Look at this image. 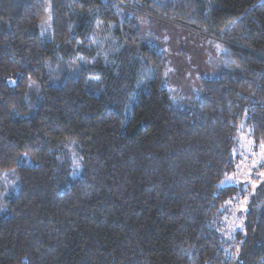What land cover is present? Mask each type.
I'll list each match as a JSON object with an SVG mask.
<instances>
[{
	"label": "trees",
	"instance_id": "trees-1",
	"mask_svg": "<svg viewBox=\"0 0 264 264\" xmlns=\"http://www.w3.org/2000/svg\"><path fill=\"white\" fill-rule=\"evenodd\" d=\"M190 2L205 15L176 0H0V195L4 173L17 183L0 264H264V183L243 229L221 235L239 126L264 142V0ZM143 17L225 47L198 98L171 102ZM99 27L110 56L89 40Z\"/></svg>",
	"mask_w": 264,
	"mask_h": 264
},
{
	"label": "rangeland",
	"instance_id": "rangeland-1",
	"mask_svg": "<svg viewBox=\"0 0 264 264\" xmlns=\"http://www.w3.org/2000/svg\"><path fill=\"white\" fill-rule=\"evenodd\" d=\"M176 2L178 9L175 13L180 12L184 17H187L188 13H194L196 16H204L206 13L204 8H197L190 0H176ZM120 3L125 6L129 5L124 1H120ZM128 17L129 19L133 18L132 15ZM136 26L139 37L150 47L156 49L165 60L162 82L173 104L179 106L181 103L191 102L198 98L201 93L200 79H211L217 76L221 70L224 46L198 38L190 32L186 33L177 25L163 21L158 17L157 19L143 17L138 20ZM99 28V31L89 40L93 45L98 46L101 52L106 51L110 56L113 54L111 46L115 41L111 39L109 31L102 27ZM43 29L47 30L45 27ZM84 61L77 59L74 65ZM248 134L249 130L245 128L244 124L239 126L232 152V156L235 158L234 171L221 183L223 186L234 187L236 192L222 207L224 216L221 235L228 243L233 241L235 232L243 229L244 213L248 202L257 199L255 190L260 189L264 183V142L255 146ZM66 147L72 158L71 176L76 177L81 169L76 158V151L73 145ZM26 164L29 165L30 161L27 160ZM2 178L3 192L0 195V205L14 194L17 187L12 173H4Z\"/></svg>",
	"mask_w": 264,
	"mask_h": 264
}]
</instances>
